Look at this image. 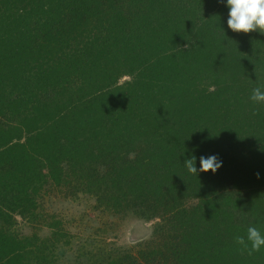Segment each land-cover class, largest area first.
I'll return each instance as SVG.
<instances>
[{
  "label": "trees",
  "instance_id": "trees-1",
  "mask_svg": "<svg viewBox=\"0 0 264 264\" xmlns=\"http://www.w3.org/2000/svg\"><path fill=\"white\" fill-rule=\"evenodd\" d=\"M226 5L0 0V264H56L58 228L40 239L11 227L63 181L159 220L137 254L93 264H264V247L235 243L251 226L264 234V105L250 99L264 90V35L228 29ZM223 109L218 137L193 133L222 166L189 173L198 144L175 135L180 116Z\"/></svg>",
  "mask_w": 264,
  "mask_h": 264
},
{
  "label": "rangeland",
  "instance_id": "rangeland-1",
  "mask_svg": "<svg viewBox=\"0 0 264 264\" xmlns=\"http://www.w3.org/2000/svg\"><path fill=\"white\" fill-rule=\"evenodd\" d=\"M70 45L72 46V42ZM125 81H128L126 76L120 79V84ZM224 110H214L205 114V120L198 124L197 119L200 114L191 115L189 123H186L184 116L181 115L183 125L178 126L180 124L178 123L174 133L178 138L183 131L190 136L196 131L207 136L216 133L218 137V132L221 131L217 122L223 119ZM231 134H239V132L234 131ZM192 144L195 146L198 144L199 153L196 154L195 148L190 147L186 153L188 159L195 157L198 160L197 165H200L198 158L212 155L208 152L207 145L199 143L195 135ZM201 150L203 155L198 156L202 154ZM76 187V184L69 181H63L60 185L53 183L44 185L37 196L35 216L30 219L15 216L11 231L22 238L35 235L45 239L52 237L50 233L53 232V228H58L62 237L54 242L52 249L55 257L52 259L56 264H93L107 258H116L119 252L135 255L153 239V231L159 223L158 219L140 218L130 211L114 213L99 206L93 195L82 193ZM78 188L82 187L78 185ZM261 197L264 198V193L256 194L254 198L259 200ZM191 202L193 205L196 203V201Z\"/></svg>",
  "mask_w": 264,
  "mask_h": 264
},
{
  "label": "clouds",
  "instance_id": "clouds-1",
  "mask_svg": "<svg viewBox=\"0 0 264 264\" xmlns=\"http://www.w3.org/2000/svg\"><path fill=\"white\" fill-rule=\"evenodd\" d=\"M228 19L227 27L237 34H249L259 32L264 35V0H227ZM250 99L260 105H264V90L256 87L252 90ZM256 113L254 112L253 115ZM184 165L191 174L198 175L196 158L185 161ZM222 166L216 156L200 157V172L213 174ZM259 178V174H257ZM235 243L241 246V252H247L249 256L259 252L264 247V234L256 227L251 226L247 230V238L235 237ZM249 244L251 247H249Z\"/></svg>",
  "mask_w": 264,
  "mask_h": 264
}]
</instances>
